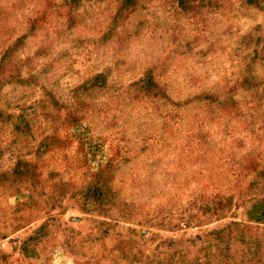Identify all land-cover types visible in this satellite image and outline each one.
Instances as JSON below:
<instances>
[{
    "label": "rangeland",
    "instance_id": "obj_1",
    "mask_svg": "<svg viewBox=\"0 0 264 264\" xmlns=\"http://www.w3.org/2000/svg\"><path fill=\"white\" fill-rule=\"evenodd\" d=\"M0 264H264V0H0Z\"/></svg>",
    "mask_w": 264,
    "mask_h": 264
}]
</instances>
